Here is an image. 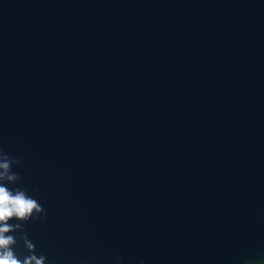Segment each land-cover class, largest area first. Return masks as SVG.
<instances>
[{"label":"water","instance_id":"obj_1","mask_svg":"<svg viewBox=\"0 0 264 264\" xmlns=\"http://www.w3.org/2000/svg\"><path fill=\"white\" fill-rule=\"evenodd\" d=\"M0 150L21 258L264 264V0H0Z\"/></svg>","mask_w":264,"mask_h":264},{"label":"clouds","instance_id":"obj_2","mask_svg":"<svg viewBox=\"0 0 264 264\" xmlns=\"http://www.w3.org/2000/svg\"><path fill=\"white\" fill-rule=\"evenodd\" d=\"M20 161L0 150V264H45L46 258L35 254L34 244L22 237L29 255L23 258L14 252L16 237L11 233L23 231V223L46 215L45 210L33 196L22 188H11L20 177L12 171ZM16 221V223H11Z\"/></svg>","mask_w":264,"mask_h":264}]
</instances>
